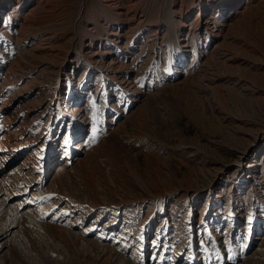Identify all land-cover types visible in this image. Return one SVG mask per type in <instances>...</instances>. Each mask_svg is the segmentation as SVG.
<instances>
[{"label":"bare ground","instance_id":"6f19581e","mask_svg":"<svg viewBox=\"0 0 264 264\" xmlns=\"http://www.w3.org/2000/svg\"><path fill=\"white\" fill-rule=\"evenodd\" d=\"M72 1L0 0V34L19 39L15 53L0 62V264H260L263 221L238 227L247 215L231 209L223 213L227 218L214 214L212 188L196 191L198 199L182 211L166 194L157 195L154 207L135 198L103 202L97 176L102 173L106 187L117 183L93 161L104 158L100 149L109 143L95 147L100 134L120 132L155 101L152 86L129 77L144 55L161 60L153 72L162 82L198 71L200 88L231 131L241 136L253 129L251 138H261L264 0L254 6L251 0H101L86 24V0ZM211 55L219 60L208 68ZM225 81L233 87L221 85ZM144 100L140 112L126 118ZM92 115L101 116V126L93 125ZM68 125L65 137L46 131L54 135ZM63 145L69 148L60 152ZM254 151L242 152L247 165L234 172L237 188L250 183H242V173L260 178ZM60 153L59 171L50 176ZM202 154L204 162L215 161L212 151ZM195 165L193 171L201 172ZM198 213L204 220L193 226ZM152 234L158 239L150 240Z\"/></svg>","mask_w":264,"mask_h":264},{"label":"rangeland","instance_id":"374dc122","mask_svg":"<svg viewBox=\"0 0 264 264\" xmlns=\"http://www.w3.org/2000/svg\"><path fill=\"white\" fill-rule=\"evenodd\" d=\"M76 1L78 0H73L71 4L73 5ZM99 3H102L101 0H86V8L81 18V23H92L90 15L97 13ZM249 6H254V0H251ZM2 27L3 23H0V28ZM0 37L2 38V44L0 43L1 62V56L9 54V52L15 53V45L17 42L19 43V39L16 35L9 32H5L4 35L0 34ZM164 48L163 52L167 49L166 47ZM156 49L160 53L161 50L158 45ZM212 56L207 59L212 58L209 62L206 61L208 68L213 67L212 62L214 60H219L217 56ZM78 61L84 60L81 58L72 63L76 64ZM149 66L151 67L150 69L148 68ZM161 68L162 62L158 57L154 59V57L151 58L148 55H144L137 65L138 70L132 71L129 77L136 78L139 84L145 82L147 86H152L151 95L157 93L154 103L149 108H145L148 112L145 109L140 112L145 103V100L142 101L127 114L126 118L138 109L140 113L128 119L120 132L115 134L109 132L105 136L100 134L101 136L99 135V138L97 137L94 141L95 147L101 142L109 141L106 148L100 149V153L104 158L100 161L94 160L93 165L97 167L100 173L102 170H106L109 179H113L117 183V185L111 186L109 184V187H106L102 173L100 176H97L102 189H104L102 194L105 199H103V202L118 203L122 200H132L135 198L137 202L148 200L149 203L147 205L154 207V199L159 197L157 195L166 194L167 198L173 199L174 208L182 211L184 203L187 202L188 204L198 199L196 191H208L209 188H212L214 190V203H217L218 206L215 207L214 214H217L222 219L223 216L227 218V215L223 213L231 209L235 215H247V218L244 217V220L238 224V227L247 223L246 221L255 218L262 220L264 223V154L260 155L258 150L261 138L264 137V132H262L263 135L261 134L262 136L259 139L251 138L250 134L254 132L253 129L246 131L241 136L236 135V133L234 134L231 131L233 126L225 120L222 121L221 115L213 109L212 104L209 102L210 93L200 88L199 80L201 76L198 71L191 69L190 73L182 76L181 79L179 78L176 83H170L160 81L158 79L160 75L156 76L153 72L154 69L159 72ZM258 73L264 76V70H258ZM148 76L149 78H147ZM44 79L49 80V76L44 77ZM157 83L159 84V89L155 90ZM81 85L78 84L76 87H80ZM221 85L229 88L233 87L231 81H225ZM48 94L50 95L51 92ZM48 94H45V97L49 96ZM92 117L93 125L101 126V116L92 115ZM2 120L0 118V124ZM55 120L56 118L52 116L49 122L55 126ZM68 127L70 126L64 127V132L56 129L54 135L48 129L46 131L50 137L56 134H59L60 137H65ZM43 132L44 130L41 131V133ZM107 135L109 136L107 137ZM27 136H24L25 139ZM67 148H69V145H63V149L60 152H63ZM246 149H249V151L255 150L254 152L257 151L256 153L259 154L260 178L255 182L256 175L249 172L242 173L243 177L239 178L243 180L242 183H250L237 188L234 185L236 182L234 172L238 173L239 171L241 173L242 167L247 165L243 164V158L241 159L242 152ZM203 150L212 151L215 161L204 162ZM59 156H62V153L58 154L56 159H54L55 162L50 170V176L59 171L57 170L58 166H60V162H58ZM19 159L17 158L15 161L19 162ZM193 165L197 167L201 166L202 171H193ZM97 170H95L96 175ZM111 170L115 175L113 177L110 173ZM222 176L225 177L221 183L219 182V177ZM176 198H179L178 204ZM205 198L203 197L201 200ZM172 202L169 199L167 203L171 204ZM85 205L92 206L89 204ZM58 206L62 207V205ZM58 206L57 209H59ZM160 209L162 210V208ZM147 212L149 213L148 210ZM181 214V217L184 216V212H181ZM201 219L203 217L199 213L196 214L193 226L199 224ZM197 231L194 233L200 234L199 229ZM260 232L262 233L260 234ZM263 233L264 231L260 230L257 232V236L260 238L263 236ZM151 239L155 240L158 237L152 234ZM255 250L257 248L253 249L252 252ZM261 251L264 252V245ZM151 255H153V252ZM35 261L37 262L36 259ZM259 263L264 264V259Z\"/></svg>","mask_w":264,"mask_h":264}]
</instances>
